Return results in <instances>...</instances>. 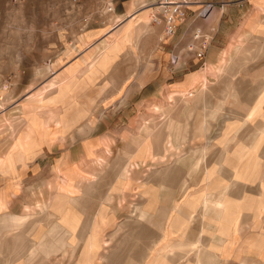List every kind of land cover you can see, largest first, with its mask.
<instances>
[{
    "label": "rangeland",
    "instance_id": "rangeland-1",
    "mask_svg": "<svg viewBox=\"0 0 264 264\" xmlns=\"http://www.w3.org/2000/svg\"><path fill=\"white\" fill-rule=\"evenodd\" d=\"M201 1L213 5L210 14L199 15L202 4L192 7L170 36L162 19L154 22V15L161 16L153 7L154 13L147 14L151 27L159 30L151 36L147 28L131 44L119 33L128 20H138L145 0L136 6L133 0H0V160L16 144L15 123L24 114L29 125L20 138L25 146V135L37 134L39 145L25 165L16 163L10 172H0V200L8 202L7 212L39 217L25 237H0V261L6 257L15 264L27 262L20 249L32 238L41 245L54 223L68 244L58 246L45 264H109L116 250L123 260L138 261L152 241L159 239L157 246L165 230L171 231L173 222H166L167 215L155 212L151 222L138 220V209L154 208L157 197L152 190L160 185H165L160 188L167 196L157 203L158 209H169L176 216L182 212L186 222L185 229L170 236L191 247L200 242V252L211 233L208 227L201 231V221L214 220L202 213V201L216 192L204 176L219 169L218 157L225 149L238 154L240 182L253 180L244 187L252 198H238L232 181L221 177L217 193H224L227 184L228 198L245 204L241 211L228 208L220 218L214 231L227 234L221 245L213 244V253L217 264H264V202L258 204L256 191L258 184H264L257 178L264 144L259 155L247 141L254 129L264 136V102L253 112L254 92L264 81V54H253L237 65L245 49L258 50L264 31L253 32L246 25L252 21L249 0ZM262 17L258 14L256 21ZM105 49L109 52L102 53ZM79 77L87 89L69 91L63 103L53 105L64 81ZM176 92L190 93L186 99L172 98ZM203 95L209 96V103ZM215 108L219 116L209 120L211 131L201 135L199 123ZM52 112L62 116L49 121ZM149 126L156 131L153 138L145 133ZM170 126L180 131L178 148ZM147 143L151 152L144 150ZM204 148L207 153L202 154ZM127 154H131L129 165ZM118 160L129 170V184L114 179ZM70 177L78 183H69L58 193L78 197L80 207L62 205L61 210L48 207L39 212V203L42 209L56 179L68 182ZM165 179L174 184L160 183ZM95 180L96 194L86 197V186ZM184 184L187 193L181 188ZM108 192L110 200L103 199ZM146 195L154 201H146ZM187 198L195 205H185ZM175 202L178 207L172 208ZM87 217L95 227L80 239L76 236L80 221ZM130 220H138L140 226L135 228ZM125 240L130 242L123 245ZM167 242L164 235L162 243ZM5 245L7 252L2 249ZM198 253L187 254L181 262L196 264ZM157 255L151 257L150 252L137 264H150Z\"/></svg>",
    "mask_w": 264,
    "mask_h": 264
},
{
    "label": "crops",
    "instance_id": "crops-1",
    "mask_svg": "<svg viewBox=\"0 0 264 264\" xmlns=\"http://www.w3.org/2000/svg\"><path fill=\"white\" fill-rule=\"evenodd\" d=\"M249 6L251 9L249 12V14H250L249 17L252 18V21L251 22L247 21L248 23L246 25H248L249 30H251V28H252L253 32H255V31L263 32L264 31V20H263V18H264V1L249 0ZM258 14H261V16H263L261 22L256 21ZM257 23L262 24V25H256ZM148 28H149V31H148L149 35H151V36L156 34L157 30H159V28H152L151 25H149ZM261 44H264V40L261 41ZM250 50L252 51L251 55L256 54L255 52H253L254 50H252V49H250ZM208 72H210V71L208 70ZM261 85H264V81L261 83ZM257 93H258V90L256 92H254V94H256L257 103L253 109V112L257 109H261L262 103L264 102V91H261V94L259 96L257 95ZM213 110L217 111L214 118H213V119H215L217 116H219V110L216 108ZM253 112H252V114H253ZM26 119L27 118L25 117V114H24L22 116L21 120H19L18 122L15 123V127H14L15 132L13 131L14 143H17L19 138L21 136H23L24 133L27 132L26 126L29 125V120H26ZM203 121H204V119L198 125V128H197L198 133H200L199 132V126L202 124ZM211 127H212V125H211ZM211 127H210L209 131L203 132L200 134L201 135H205V134L207 135L211 131ZM148 130L149 131L146 134L147 137H149V136L154 137V133H156L155 129H153L152 127L149 126ZM163 131L164 130H161V133ZM170 131L172 132V130H170ZM50 132H51L50 134L55 135L56 131L53 133V131L50 130ZM159 132L157 134H160ZM36 135L37 134L33 135V137L31 139L27 140V142H26L27 144L21 150L15 151L13 153L12 157H10L9 161H7V163H5L4 166L0 163V172H2V173L10 172L11 167L14 166L16 163L23 162L22 164L25 165L26 161L30 157H32L36 154L35 153L36 149L39 147L38 143L35 141ZM46 136H49V133ZM247 141L250 142L251 144L253 143V147H254L253 149H255L257 151V153L259 154L260 150L264 144V136H258V130L254 129V131H252V133L249 134ZM176 142H177L176 147L178 148L179 141H176ZM146 149H147V151L150 150L148 143L144 147V150H146ZM205 149L207 150V148L202 149V154L207 153V151ZM149 152H151V151H149ZM221 154H224V155H221ZM19 155H21L23 161H17L16 158ZM127 155H128V163H126V165H129L131 154H127ZM237 156H238V154H233V155L231 154L230 155V153L224 149L223 151H221V153L218 157V159L222 158L221 164H218V162H217V165H219V169L213 168L212 170L206 171V173H205L204 180L207 181L209 183V185L212 188H214V190L216 192H215V194L206 196L204 198V200L202 201V205H201L202 213L205 216L214 217V220L211 224H205L204 221H201V223H202L200 226L201 231L203 233H205L204 232L205 227H208V228H210L209 230L211 231V233L208 234V236L206 238L205 248L203 250H201L200 252H199V249L197 248L198 245L200 244V242H198L197 245H196V243L192 244V247H191V244L189 242L184 243V242H182L183 239L178 238V237H174V236L173 237L170 236L171 234L174 235V233H175L174 231L177 232L179 230L181 231V230L185 229L186 222L184 221V217L181 216L182 212H175V213H177V216H176L174 213L170 215V212H172V211H170L169 209H165V208L164 209H158L157 203L158 202L160 203L162 198L163 197L165 198L167 196L166 193H163L164 189L160 188V187H165V185H160V187H153L154 190H152V192L157 197V198H155V201L152 200L151 198H149L147 195L144 196L146 201L148 199H150L151 202L154 201L155 206H154V208L151 209V212L149 210H145L142 208L138 209V212H139V219L138 220L151 222L154 219L152 214L157 212L160 214L167 215V217L165 218L166 222L167 221H171V223L173 222L172 227H171V231L169 229H166L165 232L161 236L163 238L164 235H166V240L169 241L170 244L168 242L162 243V238H161L160 239L161 243L159 242V244L157 246H154L159 241V239H156L149 244V245H151V248L146 249L145 251H142V252H144L143 254H145V256L147 254H149L150 252H151V257H152V254H155V256L158 254L155 261H153L154 263L152 262L153 264H188L190 262L186 261V263H184V262H181V260H183V258L185 259V256L187 254H188L187 256H189L192 253H198V252L199 253L197 255V263L196 264H217V259L213 253V247L212 246H213V244H216V243L218 245H221L222 241H223V236L225 237L227 233H224L223 235H221L222 229L220 230L221 231L220 234L218 232L216 233L214 231V229H216L215 227H217V228L219 227L220 218L225 214V212L228 208L233 207L234 210H240L241 211L242 205L245 204L244 202H242L240 200H234L233 201L230 198H228L227 193H228V190L230 187L227 184H225L226 191L224 193H217V191L220 188L221 183L223 182L221 177H226L232 181L233 191H238V193H240L238 198H246L248 200L250 198H252L251 196H248L246 194L244 187H246L247 183H252L253 180H247V182H240L242 173H241V171H239L238 165L236 163ZM7 157H9V155H7L5 158H7ZM203 157L205 158V155ZM261 157L264 158V151H263V155L260 156V160H262ZM131 160H132V158H131ZM240 161H242V159ZM261 163H262V165L259 167V168H261V170L259 171L260 174H259V177H257V178H260V179L263 178V180H264V176H262L264 174V163H263V161H261ZM126 165H125V162L120 163L119 160L115 162V166H118L120 168L114 173V179L119 178V179H122L123 181H125V184H129L131 182L130 181L131 175L129 174V170H127ZM134 167H136V166L134 165ZM197 167H199V166L196 165V168ZM76 180H77V178H71V177H70V180L68 182L61 181L60 179H58V181H57V179H56V184L53 185V188L51 187L50 197L48 199L44 200V204H43L44 207L41 209L42 204L39 203V205H38L39 208L37 210H39V212L41 211V213H42L48 207H52V208H54V210H61L62 205H64V206L76 205V206L80 207V203L78 202V197L76 199L75 197L72 198V197L63 195V193L62 194L58 193V189L64 190L65 186L69 185V183L72 185L74 182H76ZM96 182H98V181L95 180L93 182H89V184L86 186L85 191H84L86 197L93 195V194H96V189L94 186V184H96ZM76 183H78V182H76ZM160 183L166 184V185H173L174 181H172L170 179H165V180L161 181ZM125 184H123V185H125ZM181 188H182L184 193H187L186 184H184V186H182ZM141 189H144V188L141 187ZM117 190H119V189L117 188ZM149 190H151V189H149ZM256 191H257V194L259 196V197H257L258 204L262 206V203L264 202V200L261 201V199H262L261 197H263V195H264V184L263 183L258 184L256 187ZM116 195H118V194L116 193ZM110 196L111 195H109V192H108V194H106V196H104L102 198L103 199H106V198L109 199ZM80 198L85 199V197L84 198L80 197ZM205 203L208 204L207 208H205V205H206ZM184 204L187 206H194L195 202H192L191 199L187 198L185 200ZM177 207H178V205L175 202L173 204L172 208H177ZM7 209H8V202L0 200V237H2L4 235H7V236L11 235V237L22 235V237H23L24 234L29 232L31 225H33V223H34V220L36 218H39L38 215H33V214H31V215H23V214L15 215V214L7 212ZM47 211H49V210H47ZM105 214L104 213L102 214V219H104V217L107 216V215L105 216ZM169 216H171V218H169ZM174 216H176V218H174ZM138 220H136V221L130 220V222L132 224H136L134 226L135 228H136V226L137 227L140 226L139 225L140 222ZM93 226L95 227V223H94V220L90 217H87V219L85 221H80V228H79L76 236L79 237L80 239H84L83 236L85 235L86 230L91 229ZM168 228H169V226H168ZM177 229H179V230H177ZM168 230L170 232H167ZM178 234H181V237H182V232H178ZM89 239L90 238H88V241H89ZM31 242H32V244H34L33 248L30 246ZM126 242H130V241L125 240L122 244L124 245V244H126ZM173 242H175V243H173ZM67 244L68 243L65 239V235L62 231V228H60L57 224L54 223L50 227V229L48 230V238H46L41 245H38V242H36V240L34 238L29 239V241L27 242V245H24L19 251L23 255L22 258H24L25 256L27 257V262H24L22 260L21 262H19L17 264H45L47 261L46 258H48L51 255V253L56 250V248L58 246H64ZM173 244H177V245L172 246ZM12 246L13 245H11V250H9V253L11 252V254L13 251ZM93 246H94L93 242L90 241V243H89L90 249L87 250L88 253L91 254L93 252L92 251V248H94ZM189 246H190V248H189ZM8 247H9L8 245H5L4 247H2L3 252H7ZM216 247H219V246H216ZM100 248H101V246L98 245L97 251H99ZM145 256H144V258H145ZM144 258L141 256L140 260H138V261H142ZM247 258H249V257H247ZM101 259H103V258H101ZM3 260H7V258L5 257V258H3ZM108 260H109V264H137V262H138L135 259L123 260L122 256L119 254V252L117 250L113 251L112 256ZM0 262L6 263V264H15L14 262L9 263L8 261H4V262L0 261ZM152 263H150V264H152ZM144 264H149V263H144Z\"/></svg>",
    "mask_w": 264,
    "mask_h": 264
},
{
    "label": "bare ground",
    "instance_id": "bare-ground-1",
    "mask_svg": "<svg viewBox=\"0 0 264 264\" xmlns=\"http://www.w3.org/2000/svg\"><path fill=\"white\" fill-rule=\"evenodd\" d=\"M141 1V5H143L142 3V0H133V2H134V6H136V5H139V2ZM199 3H201V2H199ZM196 6V5H195ZM192 7H194V6H192ZM191 7V8H192ZM197 7H199V6H197ZM143 10L141 9V14L139 15V18H138V20L137 21H135V22H133L132 20L133 19H131V20H128L129 22H127V26L125 27V28H123V30L121 31V33H119V34H122V35H124V38L129 42V43H136V38L138 37V36H140V35H143L144 34V32H147V28L149 27V25H150V20L151 19H149V15L147 14V13H149L150 12V15H151V13L153 12L154 13V8L153 7H148L147 5L145 6V5H143ZM207 10V9H206ZM120 29H122V28H120ZM102 53H104V52H109V50H102L101 51ZM253 52H255L256 54H257V56L258 55H263L264 54V44H261L260 45V47L258 48V50H256V51H253ZM251 53H252V51L250 50V49H245L241 54H242V56L240 57V58H238V62H237V65H238V63H243V62H247V61H249V59H251ZM252 58H254V57H252ZM83 65V63L81 64V65H79L80 67ZM78 66V67H79ZM77 68V67H76ZM74 79V80H73ZM71 78V79H69V80H63L64 81V86L61 88V96H60V98H56V99H54L53 100V102H52V104L53 105H58L59 106V104L60 103H63L64 102V99H66L67 98V93L69 92V91H72V90H74V91H77L78 90V92H84L86 89H87V82L84 80V79H82L81 77H79V78ZM261 91H264V85H260V88L258 89V93H257V95L259 96L260 94H261ZM190 93V92H189ZM188 93V94H189ZM171 94H173V93H171ZM188 94H183L184 96H182L181 95V93H178V92H176V94L174 93V95H172V98H175V99H186L187 98V96H188ZM189 97V96H188ZM64 98V99H63ZM203 99H205V101L206 102H208L209 103V100H210V98H209V96L207 95H203L202 96V100ZM209 99V100H208ZM59 103V104H58ZM51 104V105H52ZM62 105V104H61ZM45 111V110H44ZM59 111V110H58ZM58 113L57 112H52V113H50V115H51V118L50 119H48L49 121H56L59 117H61L62 116V114L60 113L59 115H57ZM215 112L213 111V110H211L209 113H208V115H206V118L204 119V121L202 122V124L199 126V132L200 133H203V132H207V131H209V129H210V127H211V123L209 122V120H211V119H213L214 118V116H215ZM169 129L170 130H172V132H174V135H175V140L176 141H179V139H180V137H179V135H180V131H178V129L177 128H173L172 126H170L169 127ZM162 130V129H161ZM148 129L146 130V134L148 133ZM160 131V130H159ZM30 138H32L31 137V135L29 134V135H25V137H24V139L26 140H29ZM185 138V137H184ZM22 138H20L19 140H18V142L16 143V144H13V146H12V153L11 154H9V157H7V158H3V160H0V163L4 166L5 165V163H7V161H9V159H10V157H12V155H13V153L15 152V151H17V150H21L23 147H24V143L22 142V140H21ZM23 139V140H24ZM179 144V146H180V143H178ZM11 150V149H10ZM9 150V151H10ZM20 153V152H19ZM207 155V154H206ZM221 155H224V154H221ZM17 161H23V159H22V157H21V155H19V156H17ZM202 161H203V159H202ZM222 163V158H219L218 159V164H221ZM211 177V176H210ZM237 182V181H236ZM235 182V183H236ZM206 205H205V208H207L208 206V204L207 203H205ZM34 244H32V242L30 243V246L33 248L34 246H33ZM11 259H7V260H3V262L4 261H8L9 263L10 262H15V261H13V260H11ZM2 263V262H1ZM2 264H6V263H2Z\"/></svg>",
    "mask_w": 264,
    "mask_h": 264
},
{
    "label": "built area",
    "instance_id": "built-area-1",
    "mask_svg": "<svg viewBox=\"0 0 264 264\" xmlns=\"http://www.w3.org/2000/svg\"><path fill=\"white\" fill-rule=\"evenodd\" d=\"M145 3L148 7L158 9L161 18L154 15V22L160 23L162 19L165 23L166 34L169 36L176 32L178 22L185 21L192 6L202 4V7L200 5L202 9L199 13L200 16H207L213 8L211 3H205L201 0H145Z\"/></svg>",
    "mask_w": 264,
    "mask_h": 264
}]
</instances>
